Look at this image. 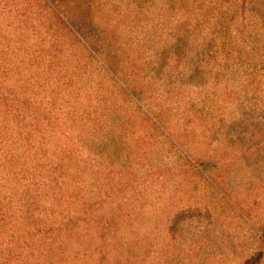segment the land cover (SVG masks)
<instances>
[{
	"label": "trees",
	"instance_id": "trees-1",
	"mask_svg": "<svg viewBox=\"0 0 264 264\" xmlns=\"http://www.w3.org/2000/svg\"><path fill=\"white\" fill-rule=\"evenodd\" d=\"M65 5L64 0H0V264H115L109 258L112 224L120 227L127 217L136 239L119 264H264V238L256 233L255 240L235 241L233 235L224 245L208 239L207 232L180 241L183 230L169 232L167 225L134 227L133 213L123 210L131 198L117 195L129 185L105 152L109 138H121L107 126V98L95 95V81L89 93L66 81L71 66L63 57L58 65L55 58L66 43L58 48L45 39L50 29L71 28ZM77 10L92 19L162 18L188 26L193 21V28L195 20L214 21L218 34L236 35L229 64L233 80L234 66L241 69L248 61L252 94L263 91L264 0H83ZM30 34L46 44L39 52L53 55L43 57L46 66L30 53ZM44 69L52 70L49 79ZM260 119L259 132L252 128L241 133L246 140L233 142L231 157L241 169L264 163V113ZM104 200L116 203L114 213L106 212L108 203L103 211Z\"/></svg>",
	"mask_w": 264,
	"mask_h": 264
},
{
	"label": "rangeland",
	"instance_id": "rangeland-1",
	"mask_svg": "<svg viewBox=\"0 0 264 264\" xmlns=\"http://www.w3.org/2000/svg\"><path fill=\"white\" fill-rule=\"evenodd\" d=\"M82 1L64 0L71 28L50 29L45 39L58 48L66 43L55 56L58 65L63 57L71 66L66 81L85 93L97 84L95 95L107 98V126L121 138H109L105 152L129 185L117 195L131 198L123 210L133 213L134 227L167 225L169 232L183 230L180 241L207 232L224 245L233 235L235 241L255 240V233L264 238V163L241 169L231 157L234 140L240 144L241 133L252 128L259 132L264 113V88L252 94V65L244 57L233 80L236 35L218 34L214 21L195 20L193 28V21L162 18H86L77 10ZM26 41L46 66L43 57L53 55L41 53L42 37L30 34ZM45 70L49 79L52 70ZM103 202L108 214L117 209L112 200ZM127 220L112 224L115 264L129 257L136 239Z\"/></svg>",
	"mask_w": 264,
	"mask_h": 264
}]
</instances>
